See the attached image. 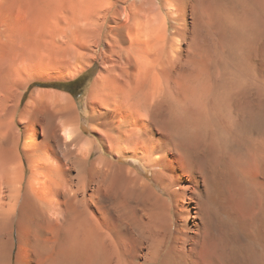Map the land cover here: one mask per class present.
<instances>
[{"label": "bare ground", "instance_id": "6f19581e", "mask_svg": "<svg viewBox=\"0 0 264 264\" xmlns=\"http://www.w3.org/2000/svg\"><path fill=\"white\" fill-rule=\"evenodd\" d=\"M162 3L146 48L117 53L141 170L57 96L22 143L0 128V264H264V0Z\"/></svg>", "mask_w": 264, "mask_h": 264}, {"label": "rangeland", "instance_id": "374dc122", "mask_svg": "<svg viewBox=\"0 0 264 264\" xmlns=\"http://www.w3.org/2000/svg\"><path fill=\"white\" fill-rule=\"evenodd\" d=\"M162 1L0 0V96L6 117L1 130L22 143L27 120L45 108L62 112V106L47 101L57 96L63 107L68 100L72 103L85 138L101 145L105 156L115 160L118 154L111 146L121 148L126 154L122 161L141 170L142 162L132 157L142 153L126 145L114 119L117 73L125 64L117 55L146 48L149 30L167 22ZM128 28L139 34L133 48ZM79 76L83 77L78 85L66 87L73 94L35 86L64 87ZM97 156L95 152L91 157ZM143 169L150 177V170Z\"/></svg>", "mask_w": 264, "mask_h": 264}, {"label": "trees", "instance_id": "16d2710c", "mask_svg": "<svg viewBox=\"0 0 264 264\" xmlns=\"http://www.w3.org/2000/svg\"><path fill=\"white\" fill-rule=\"evenodd\" d=\"M83 76H79L78 78H76L75 80L73 81H69V82H66L64 83V87H61V86H58V85H54V84H36L35 86L37 87H41V88H53V89H57V90H61V91H64V92H67V93H71L73 94L72 92H70L68 89H66L67 86H72V85H78L79 82L81 81ZM23 100V99H22Z\"/></svg>", "mask_w": 264, "mask_h": 264}]
</instances>
